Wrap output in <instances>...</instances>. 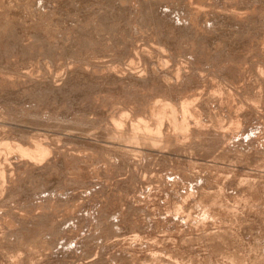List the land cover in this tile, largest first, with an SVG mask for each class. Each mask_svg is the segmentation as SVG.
Listing matches in <instances>:
<instances>
[{
  "label": "rangeland",
  "instance_id": "obj_1",
  "mask_svg": "<svg viewBox=\"0 0 264 264\" xmlns=\"http://www.w3.org/2000/svg\"><path fill=\"white\" fill-rule=\"evenodd\" d=\"M87 1L0 0V168L19 159L6 141L41 140L56 156L46 174L5 173L0 264H264V0ZM139 73L145 84H130ZM191 96L197 125L184 137L167 120L154 147L133 135L140 121L153 130L155 102ZM110 118H121L117 132Z\"/></svg>",
  "mask_w": 264,
  "mask_h": 264
},
{
  "label": "bare ground",
  "instance_id": "obj_2",
  "mask_svg": "<svg viewBox=\"0 0 264 264\" xmlns=\"http://www.w3.org/2000/svg\"><path fill=\"white\" fill-rule=\"evenodd\" d=\"M78 1V0H77ZM80 1V0H79ZM83 1H87V0H81V2L83 3ZM88 2V1H87ZM79 3V2H78ZM75 6V5H74ZM76 7H77V5H76ZM57 8V7H56ZM163 9H161V11H162ZM164 10H165V12L163 13V12H161L160 14L161 15H164L165 14V16L166 17H170L169 16V12H167V9L166 8H164ZM163 10V11H164ZM126 11H124V14H121V15H109V16H107V15H104V14H101V20H99L100 22H102L103 24H105V23H107V21L109 20V18L110 17H113V19H114V17H118L119 19H120V17L121 16H126V13H125ZM167 12V13H166ZM99 13V12H98ZM97 13V14H98ZM108 13V12H107ZM129 13L131 14V12L129 11ZM113 14V13H112ZM185 14V13H184ZM201 14L202 13H200L199 12V10H196V13H195V16H196V20H194V21H192V23H193V25H196L198 22H197V20L199 21V19H201ZM127 17V16H126ZM112 19V20H113ZM173 19V18H172ZM92 20V19H91ZM112 20H109L108 21V23L110 22V21H112ZM166 21H167V19H165ZM176 20V19H175ZM175 20L173 21V22H175ZM93 21V20H92ZM171 23H169V25H168V22H165V23H167V25H168V27H171L170 26V24H174L171 20H169ZM237 21H239V19H237ZM140 22H141V20H140ZM188 22V21H187ZM187 22H185L184 24H183V27H182V33L184 34V35H191L192 34V26H191V24L189 23V24H187ZM215 22H218V20H216ZM215 22H209V25L211 24L212 26L214 25V23ZM220 22H222V21H220ZM107 23V24H108ZM142 23V22H141ZM205 23V25H207L208 23L207 22H204ZM179 24V23H178ZM237 24V25H236ZM238 24H239V22H235L234 23V25L235 26H238ZM165 25V24H164ZM164 25H159V27L160 28H165V26ZM167 25H166V28H167ZM176 25V24H175ZM173 26V25H172ZM177 26V25H176ZM190 26V27H189ZM240 26V25H239ZM241 26H243V25H241ZM125 27V26H124ZM175 27V26H174ZM173 27V28H174ZM178 27V26H177ZM179 27H181V26H179ZM178 27V28H179ZM215 27H216V25H215ZM163 28V29H164ZM176 28V27H175ZM125 29V28H124ZM129 29V28H128ZM129 30H131V29H129ZM177 30V29H176ZM127 33H130L129 31H127ZM175 33H176V31H175ZM132 34H133V31H132V33H130V37L132 36ZM181 34V33H180ZM231 35V34H230ZM180 35L178 34V36L177 37H179ZM129 37V38H130ZM133 37V36H132ZM202 37H205L204 35H202ZM172 38H173V36H172ZM175 38H176V36H175ZM115 39V38H114ZM131 39V38H130ZM132 39H135L134 37L132 38ZM176 39H181V38H176ZM205 39H206V37H205ZM169 40V43L171 44V40L170 39H168ZM173 40V39H172ZM178 40V41H179ZM209 40V41H208ZM213 39H206V41H208V43H207V45H210L212 42H214V41H212ZM215 40V39H214ZM135 41V40H134ZM176 41V40H175ZM177 41V42H178ZM247 41V40H246ZM178 43H180V42H178ZM172 44H175V43H172ZM209 47H211V45L209 46ZM128 52H129V54H130V57L133 55L134 57L136 56V57H141L140 55H142L143 56V58H140V59H147L148 60V58L145 56V55H147V54H149V50H145V49H142L141 51H137V49H135V48H132V47H128ZM163 49V48H162ZM228 49H226V51H227ZM230 51V50H229ZM153 52V51H152ZM152 52H150V53H152ZM161 52H163V50L161 51ZM139 55V56H138ZM158 58V60H157V62H156V65H157V67H158V69H159V72L161 71V68L163 67V66H166L165 64L167 63L165 60L163 61V59L162 58H159V57H157ZM145 59V61H147ZM141 61V60H140ZM149 62V61H148ZM147 62V63H148ZM166 62V63H165ZM192 62V61H191ZM133 63H134V60L132 59V58H130V62H129V64L130 65H133ZM141 63H143L142 61H141ZM145 63V62H144ZM146 64V63H145ZM207 64V63H206ZM148 66V65H147ZM151 66H153V64L151 65ZM186 66V65H185ZM149 67H150V65H149ZM154 67V66H153ZM206 67V66H205ZM49 68V67H48ZM146 68V67H145ZM144 68V69H145ZM155 68V67H154ZM191 68H192V66H191ZM204 68V67H203ZM209 68H211V67H209ZM157 69V68H156ZM258 69H260V68H258ZM51 70V69H50ZM50 70H47L48 72L47 73H49L50 72ZM168 70H170V69H168ZM172 70V69H171ZM56 71V70H55ZM147 71V70H146ZM263 71V70H262ZM67 72H68V81L70 80V79H72V80H79L80 79V77H78V75H77V72L75 71V70H67ZM186 72V71H185ZM142 73V72H141ZM141 73H139L140 75L139 76H136V77H133L131 80H130V84H139V85H143V84H145V82L147 81L143 76H141ZM150 76H152V74H153V70H151L150 71ZM170 73H172V74H174V76L175 77H179L180 76V74H181V68L180 67H175V69H173L172 71H170ZM50 75L52 74V71H51V73H49ZM54 74V73H53ZM166 74V73H165ZM186 74V73H185ZM192 74V73H191ZM56 75V74H55ZM115 75V77L113 76V77H111V82L113 83V84H115V85H117L118 87H123V83H124V80L125 79H123V78H119L118 76H116V74H114ZM171 75V74H170ZM27 76H30V74H27ZM135 76V75H134ZM149 76V77H150ZM153 76H155V75H153ZM157 76V75H156ZM168 76H169V73H168ZM222 76V75H221ZM132 77V76H131ZM148 77V78H149ZM93 78V77H92ZM157 78V77H156ZM167 78V77H166ZM166 78H163V80L164 81H166ZM169 78V77H168ZM171 78V77H170ZM90 79V78H89ZM159 79V78H158ZM193 79V78H192ZM91 80V79H90ZM170 81H171V79H169ZM200 80V79H199ZM217 80V79H216ZM67 80H66V82L67 83H69ZM104 81V80H103ZM106 81V80H105ZM151 81V83L153 84L155 81L157 82V80L156 79H154V80H150ZM159 81V80H158ZM160 81H161V78H160ZM191 81V80H190ZM195 81V80H194ZM193 81V82H194ZM202 81V80H201ZM79 82V81H78ZM83 82V81H82ZM88 82V81H87ZM91 82V81H90ZM93 82V81H92ZM107 82V81H106ZM155 82V83H156ZM186 82H187V80H186ZM185 82V83H186ZM72 83H73V81H72ZM126 83H128V82H126ZM150 83V84H151ZM160 83V82H159ZM169 83V82H168ZM188 83V82H187ZM186 83V84H187ZM191 83V82H190ZM197 83V82H196ZM125 84V83H124ZM166 84V83H165ZM20 85V84H19ZM190 85V84H189ZM194 85V87H195V84H193ZM201 85V84H200ZM14 86V85H13ZM35 86V85H34ZM33 86V87H34ZM37 86H41V85H37ZM36 86V88H35V90L36 91H38L37 90V87ZM44 86H47L48 88H49V86L51 87V90H54V92L55 91H57V88L55 87V86H53V83H51V82H49V83H46V84H44V85H42V88H44ZM127 86H128V84H127ZM131 86V85H130ZM148 86V85H147ZM150 86V85H149ZM197 86H198V84H197ZM202 86V85H201ZM31 87V86H30ZM29 87V88H30ZM33 87H31V89L33 88ZM105 87V86H104ZM111 87H113V90H115L114 88V86H111ZM133 87V86H132ZM142 87V86H141ZM166 87V86H165ZM192 87V86H191ZM28 88V87H27ZM162 88V87H161ZM196 88H198V87H196ZM59 89V88H58ZM110 89V88H109ZM191 89V88H190ZM25 90V89H24ZM41 90V89H40ZM113 90H111V91H113ZM123 90V89H122ZM137 90V89H136ZM193 90H194V88H193ZM23 91V90H22ZM25 91H27V90H25ZM32 91H33V89H32ZM188 91V90H187ZM227 91H228V89H227ZM19 92V91H18ZM39 92V91H38ZM41 92V91H40ZM88 92V91H87ZM110 92V91H109ZM108 92V93H109ZM117 92V91H116ZM23 93V92H22ZM33 93V92H32ZM172 93V92H171ZM171 93H169V94H171ZM190 93H192V91L190 92ZM230 93V92H229ZM13 94V92H12V90H10L9 92H7L6 93V96L8 97V98H10V99H12L13 97V95L15 94V92H14V94ZM34 94V93H33ZM40 94V93H39ZM110 94V93H109ZM157 94V93H156ZM216 94V93H215ZM21 95V94H20ZM23 95H25V94H23ZM114 95V94H113ZM172 95H173V93H172ZM181 95V94H180ZM180 95H178V96H180ZM39 96V95H38ZM170 96V95H169ZM26 97V96H25ZM33 97V96H32ZM31 97V98H32ZM50 97V96H49ZM99 97V96H98ZM155 97H156V95H155ZM160 97V96H159ZM193 97L194 96H191V97H188V98H184V99H181L180 100V102H179V104H177V105H174V104H176V103H174V104H171V103H166V102H164V103H162V102H159V101H157V102H155L154 104H153V107H151V108H149V110H148V112H149V114H150V116H152V117H154L155 118V127L153 128V130L147 125V124H145L146 122H143V121H138L140 124H138V125H133V127L131 126V124H130V128H132L133 130V135H134V132H142V133H144V134H148L147 136H145V137H143V141H145V142H148L152 147H154V146H156V144H157V139H156V137H158V136H160V134H161V132H162V128L164 127V122L167 120V128L168 129H170V130H173V131H176V134H179L178 135V137L180 136V134H183V137H184V134L185 133H187V131H188V129H189V125L190 124H195V125H197L196 124V117H197V115H196V112L194 111V109H193V107H192V103L194 102V99H193ZM15 98V97H14ZM27 98V97H26ZM127 98V97H126ZM162 98H164L163 96H162ZM172 98V97H171ZM9 99V100H10ZM21 98H19V100H20ZM85 99V98H84ZM97 99V98H96ZM101 99H103V98H101ZM101 99H99L100 101H101ZM145 99V98H144ZM179 99V98H178ZM196 99V98H195ZM227 99V98H226ZM89 100V99H88ZM143 100V99H142ZM11 101V100H10ZM16 101V100H15ZM21 101V100H20ZM48 101V100H47ZM103 101V100H102ZM101 101V102H102ZM106 101V100H105ZM144 101V100H143ZM151 101H153L152 100V98H151ZM170 101V100H169ZM85 102V101H84ZM95 102V101H94ZM113 102V101H112ZM111 102V103H112ZM47 103V102H46ZM45 103V104H46ZM83 103V102H82ZM93 102H90V100L88 101V102H86V103H84V106L86 107V106H88V109L87 110H89L90 112L92 111V110H96V112H97V106H93V104H92ZM110 103V104H111ZM157 103V104H156ZM178 103V102H177ZM199 103V102H198ZM79 104H81V103H78V105ZM102 103H100V105H101ZM16 105V104H15ZM25 105H27V104H25ZM83 105V104H82ZM95 105V104H94ZM145 105V104H144ZM158 105V107L156 108V107H154V106H157ZM79 106H81V105H79ZM79 106H77V105H75V104H73V105H71V107L69 106V107H67L68 109H67V112H71V108L72 109H74V110H76V108L77 107H79ZM112 106H114V104L112 105ZM196 106V105H195ZM199 106V105H198ZM89 107H91V108H89ZM229 107V106H228ZM241 107H243V106H241ZM13 108V107H12ZM22 108V107H21ZM51 108V107H50ZM50 108H47V109H50ZM53 108V107H52ZM83 108V107H82ZM79 108H77V110H78ZM200 109H201V107H200ZM46 110V109H45ZM80 110V109H79ZM87 110H85V111H87ZM197 110V109H196ZM227 110V109H226ZM15 111H17V110H15ZM19 111V110H18ZM22 111V110H21ZM20 111V112H21ZM84 111V110H83ZM94 111H93V113H94ZM99 111V110H98ZM145 111V110H144ZM19 112V114H21ZM62 112V111H61ZM60 112V113H61ZM66 112V110H65V113L66 114H64L63 115V120H64V122H66L67 123V120L65 121V119L64 118H67V117H70V116H67L68 115V113ZM78 113H79V111H77ZM123 112V111H122ZM134 112H136V111H134ZM200 112V111H199ZM15 113V112H14ZM47 113V112H46ZM64 113V112H63ZM80 113H83L82 112V110L80 111ZM85 113H87L88 114V112H85ZM103 113V112H102ZM201 113V112H200ZM18 114V115H19ZM40 114V113H39ZM53 114H55V113H53ZM71 114V113H70ZM72 114L74 115V111H72ZM126 114H127V112L125 111V113H121L120 114V116L119 117H121V115H123V117H126ZM243 114H246L245 112H243ZM17 115V114H16ZM32 115H35V113H33ZM59 115V114H58ZM79 115V114H78ZM77 115V116H78ZM85 115V114H84ZM130 115V114H129ZM128 115V116H129ZM57 116V115H56ZM80 116H82L81 114H80ZM245 116V115H244ZM86 117V116H85ZM102 117V116H101ZM135 117H137L136 115H135ZM141 117V116H140ZM147 117V116H146ZM200 117V116H199ZM242 117V116H241ZM82 119H83V117H81ZM80 118V119H81ZM98 118V117H97ZM106 118V117H105ZM239 118H240V116H239ZM57 119V118H56ZM69 119H72V118H69ZM79 118H77V120H78ZM99 119V118H98ZM111 120H112V118H110ZM119 119V121H117V120H112L110 123H111V125H112V128L117 132V130L118 129H121V127H122V122L120 121V119L121 118H118ZM126 119V118H125ZM96 120V119H95ZM139 120H141V119H139ZM60 121V120H59ZM70 121H72L71 123H75L76 124V122H78V124H79V121H76V118H74L73 120H70ZM81 121V120H80ZM55 122H57V121H55ZM60 122H62V121H60ZM63 122V123H64ZM82 122V121H81ZM92 121H90V123H91ZM96 122V121H95ZM99 122H100V120H99ZM106 122H108V121H106ZM63 123H62V125H63ZM68 123H70V122H68ZM71 123H70V126L69 127H72L73 129H74V126L72 125L71 126ZM84 123V122H83ZM90 123H88L87 122V126H89L88 124H90ZM166 123V122H165ZM57 124H58V122H57ZM152 124H154V123H152ZM235 124H240V121L238 120V119H236L235 120ZM79 125H81V124H79ZM128 125V124H127ZM149 125H150V123H149ZM60 126V125H59ZM82 126V125H81ZM111 127V126H110ZM65 128V127H64ZM77 128V127H76ZM69 129V128H68ZM92 128H90V130H91ZM164 129H166V128H164ZM125 130V129H124ZM127 130H128V127H127ZM192 130H196V132H197V129L196 128H192ZM166 131V130H165ZM245 131V130H244ZM113 132V131H112ZM128 131H126L125 133H127ZM191 132V131H190ZM194 132V131H193ZM193 132H191V133H193ZM195 132V133H196ZM200 133V132H199ZM221 133V132H220ZM123 134V133H122ZM139 134V133H138ZM118 135V134H117ZM132 135V134H131ZM188 135V134H187ZM192 135V134H191ZM195 135V134H194ZM193 135V136H194ZM198 135V134H197ZM222 136V134L220 135V137ZM32 137V136H31ZM161 137V136H160ZM163 137V136H162ZM167 137V136H166ZM177 137V138H178ZM189 137V136H188ZM176 138V137H175ZM129 139H131L132 141H133V137H130ZM24 140V139H23ZM160 140V139H159ZM170 140V139H169ZM25 141V140H24ZM131 141V142H132ZM172 141V140H171ZM23 142V141H22ZM21 142V143H22ZM134 142H137L136 140H135V138H134ZM162 142V141H161ZM18 143H20V142H18ZM25 143V142H24ZM133 143V142H132ZM23 144V143H22ZM22 144H17V145H15V146H11L10 144H8L7 143V141L6 142H4L3 143V145L6 147V150L8 151V153L9 154H11V153H14V154H17L18 155V157H19V159H17L15 162L13 161L12 163H8V160L9 159H5V161H4V168L2 167V168H0V187H1V189H2V187L4 186V179H5V173L6 172H8V173H13L14 174V172L16 173V175H17V178L19 179V178H22L24 175H27V174H29V176L30 175H32V174H30V173H36V175H42V174H46V172L48 171V169H50L49 167H52V166H54L55 164V161H56V156L55 155H52V149H50V147L47 145V144H45V143H43L41 140H36V139H32V140H30L29 139V141H27L24 145H22ZM159 144V143H158ZM169 144V143H168ZM167 144V145H168ZM150 145H149V147H150ZM171 145V144H170ZM12 155V154H11ZM8 156V155H7ZM14 159H15V157H14ZM58 159V158H57ZM75 167V166H74ZM54 168V167H53ZM57 168V167H56ZM32 177V176H31ZM16 178V177H15ZM15 178H13L11 175L9 176V179L7 180L9 183L7 184V187L9 188V189H14L16 186H17V184H19V181H16V179ZM28 179V178H27ZM22 180V179H21ZM49 180V179H48ZM29 181V180H28ZM27 181V182H28ZM22 181H20V183H21ZM30 183V182H29ZM21 185V184H20ZM30 185V184H29ZM46 188V187H45ZM53 195H54V193H52ZM12 198V197H11Z\"/></svg>",
  "mask_w": 264,
  "mask_h": 264
}]
</instances>
